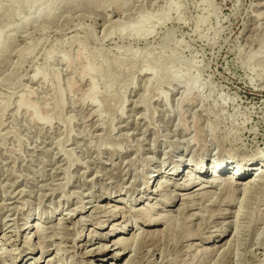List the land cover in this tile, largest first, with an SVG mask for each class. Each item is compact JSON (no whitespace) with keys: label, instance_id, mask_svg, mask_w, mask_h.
Masks as SVG:
<instances>
[{"label":"rangeland","instance_id":"obj_1","mask_svg":"<svg viewBox=\"0 0 264 264\" xmlns=\"http://www.w3.org/2000/svg\"><path fill=\"white\" fill-rule=\"evenodd\" d=\"M29 5L0 0V264H92L77 248L92 229L109 246L157 230L131 264H264L263 184L181 174L151 193L176 164H264V0Z\"/></svg>","mask_w":264,"mask_h":264},{"label":"bare ground","instance_id":"obj_2","mask_svg":"<svg viewBox=\"0 0 264 264\" xmlns=\"http://www.w3.org/2000/svg\"><path fill=\"white\" fill-rule=\"evenodd\" d=\"M28 1L30 2V5L33 4V0H28ZM182 164H176L175 167L173 168L174 170L172 169L171 172L168 173V175L166 177L167 179L166 178L165 179L160 178L159 182L155 186V189L152 190L151 193L153 192L154 194H160L161 195L162 194L161 192H163V193L165 191L169 192L168 188L172 184V180H171L172 178L171 177H173V176L176 177V176H179L182 174L181 176H184V177L187 176V178L189 177L188 180L186 179L187 180L186 184H183V186L181 184V187H186V186H189V185L194 184V183L195 184L199 183V181H203L202 176L204 174H206V172L209 173L210 175H212V177L217 178V179L210 180L206 183L201 184L198 189L196 188L197 190H201V189H204L207 187H214V186L217 187L218 185L222 184V182L224 181L225 183L223 185L224 186L226 185V187L230 188L233 193L241 192L244 196L247 192L251 191L252 189H254V188L256 189L258 186H261L262 184L264 185V164L260 165V166H256L257 164H255V167H254V164L249 162V159L236 160V161H232V162H225V161L212 162V163H210V165H207L206 167H204L203 162L201 161L198 165L195 166V168H192L191 170H186L185 171L186 174L184 172L180 173V168H181ZM222 175L223 176L225 175V177L226 176L227 177L225 179H221ZM154 176H156V175L148 176V180L152 179ZM249 193H252V192H249ZM179 195H181V194L176 193L175 190L172 191V194L170 195V197L165 198L166 201H164V203L174 202L175 200H177V196H179ZM163 196L165 197V196H167V194L166 195L164 194ZM204 197H205V195L202 194V196L200 197V200L203 199ZM191 198H192V196L183 198V199H185V201H187V202H185L186 204H182V206L184 205L183 209L188 210V209H191L192 206L195 205L194 202H190ZM241 203H243V202H241ZM240 207H241V205H240ZM82 209L83 210L86 209L84 207V205H82ZM95 209L96 210L97 209H103L104 211L102 210L101 213H105V214L108 213L109 214V216H103V217H106L109 219L110 218L113 219L114 217L119 216V214H120V217L123 219H126V217H127L125 215V213L127 212L126 209L120 208L116 205L109 204L108 206H100V207L97 206V208H95ZM117 213H119V214H117ZM241 213H242L241 208H239V210L235 214L236 220H237V217L240 218L239 215ZM68 215L69 214H67V216ZM72 215H70V216L72 217ZM145 217H144V219H145L144 222H148L145 224H147V225L150 224V227H152V224L156 223V220L158 221V219H159V218H154V217L147 215V214L145 215ZM61 219L63 220L62 225L64 228V227H66V222H68V219H66V218H61ZM82 220H84V219L82 218ZM149 221H152V222H149ZM97 223L99 225H103L104 221H98ZM113 225H114V221H112L111 228H113ZM28 228L36 229V232L34 231V234H33V237H35V239L38 242L36 246L40 245V243H41V244H44V247H46L47 245L45 246V244H47V243H45V241L42 242V240L40 241V235H39L40 234V232H39L40 222H38V220H36L35 224L34 225H28L26 230ZM140 228L141 227H139V225L137 223H135L134 229H136V231H137ZM60 229H62L61 226H60ZM60 229H58V230H60ZM114 230H116V229H114ZM65 232H67V231H65ZM226 232H225V234H226ZM141 234H142V236L140 235L141 241L139 240L140 242L136 246H134L135 243H133L135 240V237H136V233H134L129 238H125V236H123V234H122V235L118 236V238H117L118 240H114V242L112 243V246H109L108 243H104L101 241L98 242L99 240H97V239H99V238L100 239H106V236L104 234H100L97 231H95L94 229H92L91 233L88 236V240L86 241V243H89L90 246H92V247L89 248V246H88L89 244L84 243L82 246H77V248H81V249L83 248L85 250V256L87 257L88 260H92V264H107V263L108 264H131V262H132L131 260H132V256H133L131 254V252L133 251L135 253L136 249L143 247L146 244L147 240H149V238H151L152 236L158 234V232H157V230H156V232H153V231H149V230L147 231L146 229H143V232ZM220 237H222V236H220ZM9 238H10V236H7L6 233L3 234V236H2V239H9ZM31 239H32V237L31 238L26 237V240H28L27 242H31ZM97 242L99 245L97 247H93L95 245L94 243L97 244ZM33 243H34V241H33ZM225 245H222L221 248H224ZM36 246L34 247V244H33V250H34V248H36ZM133 247H135V248L133 249ZM31 248H32V246H31ZM59 251H61V250H59ZM40 258H41V256L38 259H36L35 262L39 261ZM109 259H111L112 262H110V263L107 262ZM49 261H51V260H49Z\"/></svg>","mask_w":264,"mask_h":264}]
</instances>
